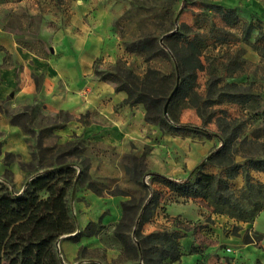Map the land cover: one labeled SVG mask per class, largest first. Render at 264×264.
<instances>
[{
    "label": "rangeland",
    "instance_id": "1",
    "mask_svg": "<svg viewBox=\"0 0 264 264\" xmlns=\"http://www.w3.org/2000/svg\"><path fill=\"white\" fill-rule=\"evenodd\" d=\"M112 1L118 6L122 5L125 12L114 23V31L120 36L121 44L129 54L119 62L121 70H130L140 77L145 75L149 67L160 70L163 74L171 73L174 70L172 60L160 56L147 62V54L129 53L127 49L148 36H153L160 42L169 33L177 31L184 39L197 38L203 42L201 60L205 68L194 73L196 90L203 100L206 99L209 80L218 82L215 102L224 96L221 93H235L234 90L224 88L232 82L242 85L243 92L252 94V97L264 95V61L255 50L256 46L262 45L264 38V0ZM216 6L235 9L239 18L237 24L228 26L227 17ZM247 25L251 26L248 27L250 36L245 39L243 32ZM188 105L187 101H181L175 106V117H179L180 111ZM40 107L39 104H33L12 108L9 103H3L2 110L0 109L2 116L10 123L11 117H14L29 128L25 132L19 127L25 134V155L7 150L10 146L9 138L0 129V182L15 195H23L32 178L38 172L45 171L49 163L41 160L43 136L32 127V121ZM211 109L213 106L204 107L201 103L200 114L196 110L197 117L200 118L197 123L180 122L184 126L195 128L193 131L181 128L178 136L191 138L190 153L191 145L198 146V154L202 157L200 164L221 148L224 139L230 137L221 133L224 121H236L240 127V137L235 145L238 149L237 162H245L243 157L246 156L264 158V107L249 114V118L240 116L234 119L227 116L209 117ZM27 111H31L32 118L22 117ZM244 136H248L250 143L241 145ZM180 137L162 144L158 142L154 153L146 149L139 158L127 155L117 168L105 166L100 160L84 157L81 147L67 157L66 160L74 163L77 171L68 192L70 214L76 230L57 240L56 249L62 264H144L141 258L136 257L132 248L124 252L123 243L116 233V226L124 215L122 203L125 201H130L135 219L122 226L120 231L133 241L135 223L141 219L145 220L140 226L143 235L175 231L181 222L170 218L169 206L182 208L189 213L208 214L203 201L187 198L180 192L171 190L165 181L152 177V174L157 173L175 180L194 179L190 170H185L184 173L178 170L177 164L187 158V152H183L186 143ZM213 137L215 143L209 149L206 140ZM12 138L10 143L20 145V138ZM80 142L84 143L80 139L67 142L62 145V151L77 146ZM7 153H11V156L7 157ZM52 162L56 163V160ZM204 169L212 170L214 174L223 172L209 162ZM253 178L264 184L262 177ZM232 184L234 188L237 186ZM245 186L243 180L240 188L235 189L241 190ZM94 188L101 189V193H97ZM136 215L139 217L136 218ZM195 224L200 225L196 222ZM180 227L185 228L182 225ZM253 238L258 241L254 234ZM193 250L195 249L188 250L180 244L181 257L173 264L205 263L203 256H193Z\"/></svg>",
    "mask_w": 264,
    "mask_h": 264
},
{
    "label": "crops",
    "instance_id": "2",
    "mask_svg": "<svg viewBox=\"0 0 264 264\" xmlns=\"http://www.w3.org/2000/svg\"><path fill=\"white\" fill-rule=\"evenodd\" d=\"M117 6L112 0H0V104L41 106L32 127L43 136L45 157L80 139L84 157L117 168L127 155L139 158L146 149L154 153L158 142L180 137L148 123L142 105L126 103L128 94L120 89L123 80L108 77L129 56L114 31L115 21L125 13ZM263 107L264 95L243 104L222 96L209 117L249 118ZM179 119L197 123L200 118L196 109L187 107ZM0 129L9 138V152L27 154L25 134L1 112ZM14 136L21 139L20 145L10 143ZM180 138L187 158L177 164L178 170L192 172L201 162L200 149L191 145L190 153L191 138ZM206 142L210 149L214 137ZM252 175L264 180V172ZM242 182V176L232 181L237 188ZM203 203L207 215L169 206L170 218L185 227L175 229L180 244L195 248L193 256H203L206 264H264V212L253 223H244L214 214Z\"/></svg>",
    "mask_w": 264,
    "mask_h": 264
},
{
    "label": "trees",
    "instance_id": "3",
    "mask_svg": "<svg viewBox=\"0 0 264 264\" xmlns=\"http://www.w3.org/2000/svg\"><path fill=\"white\" fill-rule=\"evenodd\" d=\"M216 7L227 17L228 26L237 24L239 18L235 9ZM248 27L251 26H245L243 32L245 39L250 36ZM262 41V45L256 46L255 50L264 61V38ZM203 48L201 40L184 39L177 31L169 33L160 42L153 36H148L127 51L140 55L147 54V62L160 56L165 57L174 62V70L169 74H163L160 70L149 67L145 75L140 77L130 70L123 71L119 68L117 73L109 74L108 77H119L123 80L120 89L128 94L126 103L143 105L145 120L148 123L174 135H178L181 128L193 131L195 128L180 123V113L185 107L180 111L179 117H175L173 109L181 101H187L189 105L186 108H195L200 114L201 103L204 107L215 104L214 97L218 91L216 80L208 81L205 100L196 90L194 73L205 68L201 60ZM178 76L179 87L165 114V106L177 86ZM224 88L235 91L234 94H220L226 96L231 103L243 104L252 98V94L244 93L243 86L235 82L226 84ZM0 109L2 110V104ZM30 112L27 111L22 117H31ZM224 123L221 133L230 137L224 139L221 148L211 153L207 160L191 172L194 179L175 181L157 173L152 174V177L165 181L171 190L178 191L187 198L204 201L214 214L227 215L238 222L253 223L264 211V184L256 181L252 177V172H264V158L246 156L243 157L245 162H237L238 149L235 145L240 137V127L236 121ZM11 124L25 132L29 129L14 117H11ZM234 126L236 127L233 128ZM248 140V136H244L241 145L249 144ZM78 147H81L82 152L85 149L84 143L80 142L79 145L65 151H62L61 146L58 153L51 157L42 154V162H49L46 170L38 172L32 178L23 195L13 194L0 182V264H62L56 249L57 240L76 230L70 214L68 192L77 171L74 163L66 159ZM6 156L10 157L11 153H7ZM54 159L56 163L52 162ZM207 162L223 172L218 174L208 172V169H204ZM239 176H242L246 184L241 190L235 189L232 184ZM94 189L101 193V189ZM130 205V201L122 203L124 215L116 226V233L123 243L124 252L132 248L136 257L141 258L144 264H173L178 261L181 257V234L178 231H158L143 235L140 226L145 220L141 219L135 223L134 241L121 233L122 226L135 219ZM138 217L136 215V218ZM260 237L257 236L258 239Z\"/></svg>",
    "mask_w": 264,
    "mask_h": 264
},
{
    "label": "water",
    "instance_id": "4",
    "mask_svg": "<svg viewBox=\"0 0 264 264\" xmlns=\"http://www.w3.org/2000/svg\"><path fill=\"white\" fill-rule=\"evenodd\" d=\"M178 87H179V76H178L177 86H176L175 90L173 91V93L171 94V96H170V98H169V100H168V102H167V104L165 106V114H167V110H168L169 103L172 100V97H173L174 93L176 92V90L178 89ZM57 246H58V243H57Z\"/></svg>",
    "mask_w": 264,
    "mask_h": 264
}]
</instances>
